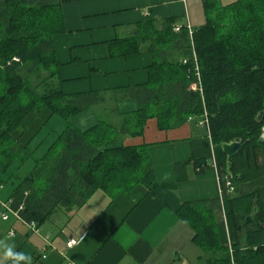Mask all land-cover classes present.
<instances>
[{
    "label": "trees",
    "instance_id": "1",
    "mask_svg": "<svg viewBox=\"0 0 264 264\" xmlns=\"http://www.w3.org/2000/svg\"><path fill=\"white\" fill-rule=\"evenodd\" d=\"M203 9L205 25L191 35L186 25L175 31L169 18L150 36L109 43L111 56H127L148 42V82L112 92L65 93L53 45V36L65 31L60 1L0 0V180L11 181V205L22 206L24 220L41 226L58 212L82 206L98 189L123 193L135 204L152 194L193 229L201 250L195 264H264V141L258 140L264 125V0H203ZM196 65L201 92L190 88ZM124 98L138 106L118 124L101 119L79 129L70 122L85 108ZM43 109L65 127L33 156L14 133ZM204 112L209 134L197 145L192 140V156L175 163L176 181L156 182L147 143H123L142 135L149 118L157 119L159 129H171L188 121L199 125ZM235 139L242 145L230 159L229 176L221 142ZM17 163L25 164V172L12 175L8 170ZM189 163L197 174L214 166L222 196L182 202L177 181ZM226 176L234 185L229 193ZM254 205L257 212L247 221Z\"/></svg>",
    "mask_w": 264,
    "mask_h": 264
},
{
    "label": "crops",
    "instance_id": "2",
    "mask_svg": "<svg viewBox=\"0 0 264 264\" xmlns=\"http://www.w3.org/2000/svg\"><path fill=\"white\" fill-rule=\"evenodd\" d=\"M65 31L53 36L59 61L58 76L65 93L107 91L123 86L143 84L149 80L152 53L142 44L139 53L111 56L109 43L116 38L150 36L169 18L172 23L193 28L205 25L203 0H59ZM221 1V0H220ZM233 0L221 1L228 3ZM111 112L114 124L125 112L135 109L134 99H107L99 104ZM70 118L73 126L86 129L96 119L92 107ZM86 124V125H82ZM65 122L51 115L49 109L29 114L24 130L14 136L40 155ZM205 129V130H203ZM1 131V128H0ZM204 126L188 121L179 127L159 129L156 118H149L140 136L125 137L123 143H147L158 183L176 181L175 163L189 159L194 145L205 136ZM25 164H13L12 175L23 174ZM17 172V173H16ZM184 178L177 181V195L182 202L215 198L221 195L217 169L210 164L197 174L193 163L180 170ZM11 181L0 180V264H11L4 249L30 257L27 264H195L201 250L194 243L193 229L169 206L152 194L138 203L123 193L94 191L75 209L56 213L39 226L7 213L2 218L3 203L11 198ZM69 238L78 242L68 247ZM44 255V256H43ZM20 264H25L21 261Z\"/></svg>",
    "mask_w": 264,
    "mask_h": 264
},
{
    "label": "built area",
    "instance_id": "3",
    "mask_svg": "<svg viewBox=\"0 0 264 264\" xmlns=\"http://www.w3.org/2000/svg\"><path fill=\"white\" fill-rule=\"evenodd\" d=\"M188 31H189V34L191 35L192 34V27L190 26V24L187 23L186 25ZM180 29V26L178 25H175L174 26V30L175 31H179ZM194 57H195V53H194ZM13 60H19L18 57H13ZM184 62H186V59H184ZM196 76H197V80L195 82H193L191 85H190V88L193 89V90H199L200 92L202 91V88H201V81H200V76H199V72H198V66L196 65ZM191 119V117H189V120ZM199 125L201 126H205L207 131H209V123H208V117H207V113L204 112V115H203V118L200 119ZM209 134V132H207ZM213 163H214V159H213ZM225 185L227 186V192L229 193L230 191L234 190V185L232 184V182L229 180V178H227V176L225 177ZM220 193L222 196L223 194V191L222 189H220ZM12 203V199H10L8 202H5L3 203V208L4 210L1 212V216L2 218H7L8 214L7 213H12L14 214L18 219H21V220H24L23 217L20 215L19 213V209L22 208L21 205L18 206V208H14L12 207L11 205ZM26 221V220H24ZM29 226L34 229L35 231H38V228L36 227V224L34 221H26ZM78 242V239L77 238H69L66 242V245L68 247H72L74 245H76ZM44 256V255H43Z\"/></svg>",
    "mask_w": 264,
    "mask_h": 264
},
{
    "label": "water",
    "instance_id": "4",
    "mask_svg": "<svg viewBox=\"0 0 264 264\" xmlns=\"http://www.w3.org/2000/svg\"><path fill=\"white\" fill-rule=\"evenodd\" d=\"M261 119V114L258 115V120ZM260 142L264 141V125L262 126V129H261V135L258 139ZM241 141L239 139H235V140H232V141H223L221 142V148H222V151L226 154V157H227V169H226V172L229 176H232V172H231V158L240 150L241 148ZM238 176L240 175H237L235 176V178H237ZM257 212V206L254 205L253 207V213L248 215L246 220L247 221H251L253 219V216L254 214Z\"/></svg>",
    "mask_w": 264,
    "mask_h": 264
},
{
    "label": "clouds",
    "instance_id": "5",
    "mask_svg": "<svg viewBox=\"0 0 264 264\" xmlns=\"http://www.w3.org/2000/svg\"><path fill=\"white\" fill-rule=\"evenodd\" d=\"M4 256L10 260L11 264H20L21 261H24L25 264H27L30 260V257L26 256L23 252L15 251L13 245L5 247Z\"/></svg>",
    "mask_w": 264,
    "mask_h": 264
},
{
    "label": "rangeland",
    "instance_id": "6",
    "mask_svg": "<svg viewBox=\"0 0 264 264\" xmlns=\"http://www.w3.org/2000/svg\"><path fill=\"white\" fill-rule=\"evenodd\" d=\"M221 1H225V0H221ZM94 109V115L96 119H102V120H106V121H113V117L110 111L105 110L102 106L99 107V105H96V107H92ZM82 125H86V124H82ZM205 130V129H203ZM200 249V248H199Z\"/></svg>",
    "mask_w": 264,
    "mask_h": 264
}]
</instances>
